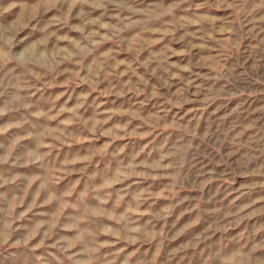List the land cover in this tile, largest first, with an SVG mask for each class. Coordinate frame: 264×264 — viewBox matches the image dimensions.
<instances>
[{"label":"rangeland","instance_id":"1","mask_svg":"<svg viewBox=\"0 0 264 264\" xmlns=\"http://www.w3.org/2000/svg\"><path fill=\"white\" fill-rule=\"evenodd\" d=\"M0 264H264V0H0Z\"/></svg>","mask_w":264,"mask_h":264}]
</instances>
